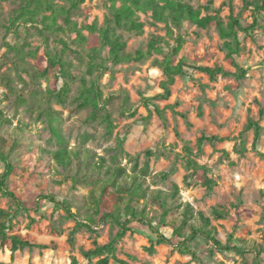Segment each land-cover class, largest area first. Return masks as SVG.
<instances>
[{"label": "rangeland", "instance_id": "1", "mask_svg": "<svg viewBox=\"0 0 264 264\" xmlns=\"http://www.w3.org/2000/svg\"><path fill=\"white\" fill-rule=\"evenodd\" d=\"M185 2L194 8L206 5V0ZM243 2L231 0L229 5L227 0H214L213 10L207 14L212 15L214 10L220 9V17L224 21L232 13L234 17L240 16L243 25L248 26L252 22L251 13L243 10ZM58 3L67 6L64 1ZM13 7L10 3L0 1V24ZM106 10L107 0H85L73 15V21L81 26L93 22L101 26ZM202 14L205 12L202 11ZM139 20L144 26L142 35L120 32L126 43L125 51L130 54L138 49L144 51L149 40L158 37L163 40L159 45L162 54L153 53L141 62L110 67L99 82L102 100L106 99L107 103L105 109L96 112L94 117L91 116V108L78 106L79 79L90 78L86 75V60L81 61L70 53L64 57L70 63V73L75 80L68 81L69 91L65 102L60 104L47 94L49 82L57 76L56 88L62 86L57 68L50 70L46 79L32 77L37 72L33 54H36V58L44 56L41 39L33 30L22 31L15 36L6 34L0 28V111L10 120V125L0 127V143L5 152L9 151L14 165L8 186L27 208V212L19 213L15 218L12 232L48 247L24 249L14 254L8 248L0 247V264H88L80 250L93 248V241L99 245L106 244L117 230L109 224L100 225L95 233L81 229L75 235V247L71 248L67 238L74 222L65 220V213L60 209H42L45 202L41 197L51 196L64 200L71 213L85 214L88 211L89 188L103 178L101 173L84 168L79 171L75 162L67 169L55 164L51 155L60 146L50 133L48 119L43 114L46 108L54 112L57 118L55 125L59 127L69 150H89L94 161L103 157L109 164V157L114 154L119 138L123 150L137 157L139 166L146 161L145 152L151 151L153 154L148 158L150 172L143 180L148 192L169 194L170 187L158 175L167 173L168 178L179 188L177 200L168 199L170 207L178 203L189 204L193 213L202 212L211 219L217 238L222 243L232 234L234 241L242 238L246 246L261 245L264 248V159L251 151L253 132L242 133L249 118L258 121L262 133L257 149L264 153V33L257 28L248 36H241L243 51L237 57V62L247 70L243 81L237 82L229 76L218 77L211 82L205 74L193 70H187V77H176L170 88V98L167 101H154L160 109L165 108L167 124L163 126L154 113L148 117L141 100L161 92L159 84L163 76L153 65V60H161L168 55L176 46L177 36H181L184 42L175 62L182 60L202 67L222 66L230 73L234 69L224 59L222 40L213 26L201 30L184 22L176 28L170 22L167 25L154 22L149 13L139 14ZM69 37L61 35L72 45L74 36ZM4 41L17 46L26 44L22 61L16 60L13 52H6ZM49 49L59 50L60 46L50 40ZM41 66L46 67L45 60ZM8 84L13 91L8 89ZM167 106H172L177 114H173ZM123 108L135 111V116H121ZM105 115L109 116L113 125L111 134H108L107 124L103 120ZM241 133L247 149L243 156L233 151ZM203 134L224 138L214 146L205 145L202 154L192 157L209 170L208 176L215 183L211 192L203 185L201 173L185 169L183 147L187 145L196 154L195 141ZM223 151L227 153V158L223 157ZM117 161L130 173L131 163L123 155H117ZM2 172L3 165L0 163ZM146 208L148 217L154 219L155 225L161 209L150 198ZM0 209L13 210L12 203L1 195ZM212 209L223 212L225 217L215 219ZM181 212V207L174 209L168 214L167 220L178 223ZM133 229L117 244L116 256L119 259L129 264H198L189 256L171 252L165 245L155 246V252L149 254L146 251L149 247V232L139 226ZM161 232L166 236L171 234L170 230L161 229ZM193 248L204 264H240L242 261L235 254H215L212 259H208L209 246L205 242L193 243ZM251 258V254L245 256L248 263ZM260 258L261 264H264V253ZM95 262L96 259H93L91 264Z\"/></svg>", "mask_w": 264, "mask_h": 264}, {"label": "trees", "instance_id": "2", "mask_svg": "<svg viewBox=\"0 0 264 264\" xmlns=\"http://www.w3.org/2000/svg\"><path fill=\"white\" fill-rule=\"evenodd\" d=\"M7 2L14 7L9 11L7 17L2 20L0 28L6 34L12 33L15 36L20 33L33 30L41 39L44 46L43 58H36L33 54L37 72L32 76L33 79L47 77L49 71L56 69L62 86L56 88L57 78L49 82L47 94L54 97L57 102L63 104L69 91L68 81H74L75 78L70 73V63L64 60V57L70 53L81 59L86 60V75L90 78H80L78 103L79 108H91V116L96 112L104 110L107 103L106 99L102 100L99 82L103 74L107 73L110 67L129 62H141L153 53L162 54L159 45L163 42L161 38H152L145 46V50H136L133 54L127 53L126 43L120 32L124 31L129 34L142 35L143 23L139 20V14H150L151 19L156 23L173 24L179 28L184 22H188L198 29L206 30L213 26L219 38L222 40V50L224 59L227 64L234 69L233 73L227 72L222 66L202 67L196 64H187L182 60L175 62V58L180 52L183 45V38L177 36L176 46L173 47L168 55L161 60H153V65L158 68L163 76L159 84L160 93L153 97H143L141 104L146 110L148 117L154 113L166 126L167 119L165 108L160 109L154 101H167L170 98V88L174 84L176 77H187V70H193L205 74L211 82L218 77H233L235 81L241 82L246 78L247 70L238 62L237 57L243 51L241 45V36H248L250 32L259 28L264 33V0H244L243 10L251 13L252 22L244 26L240 16L234 17L230 13L227 21L220 17V9L214 10L215 13L210 15L207 12L213 10L214 0H206V5L202 8H194L185 0H107V10L101 26L96 22L81 26L73 21V15L80 9L85 0H0ZM58 1H64L67 6L60 5ZM229 5L231 0H227ZM202 11L205 14H202ZM61 21V24H59ZM261 22V23H260ZM84 32L86 34H84ZM61 35L68 37L73 35L71 44L66 42ZM70 38V37H69ZM59 45V50L50 51L49 42ZM25 43L20 45H10L3 42L6 52H13L16 60L22 61L23 50L27 49ZM46 61V67L42 68V61ZM16 66V65H15ZM10 91L13 88L7 85ZM127 97H124L126 101ZM173 114H177L172 106H167ZM42 112V111H41ZM40 112V113H41ZM50 108L43 112L48 119V127L53 138L60 146L58 150L52 153L51 158L61 168L67 169L72 162H75L79 171L83 168L87 171L101 173L103 178L94 182L89 188L87 196L88 211L83 214L71 213L70 207L64 200H57L51 196H42L45 207H54L65 213V220L74 222V227L68 234V244L71 248L75 247V235L81 229H86L95 233V229L102 224H109L117 228L106 244L99 245L93 241V248L89 250H80L81 256L87 260L88 264L96 259L95 264H129L116 256L117 244L128 232L134 231V226L145 228L149 232V247L146 251L149 254L155 252L154 247L165 245L170 248L171 252L179 255L189 256L191 260L198 264H204V261L198 257L193 243L205 242L209 249L207 258L212 259L215 254H235L242 258L240 264H261V255L264 248L261 245L246 246L244 239L233 240L232 234L225 243L217 238L216 228L211 224V219L202 212L193 213L189 204H174L171 207L168 199L177 200L178 186L168 178L167 173L158 174L159 177L170 187L169 194H163L160 191L148 192L143 186V180L149 175L150 166L148 158L152 156L151 151L145 152L146 161L139 166L137 157H132L122 148V140L117 139V147L113 150V155L109 157L111 163H107L103 157H98L96 161L90 157L89 150H69L66 142L61 135L60 129L55 125L57 118L53 115ZM121 116L132 118L135 111L121 109ZM147 117V118H148ZM183 118H185L183 116ZM107 124L108 134L112 133L113 125L108 115L103 118ZM120 119L118 118L117 121ZM10 125V120L5 118L0 111V127ZM253 132V141L251 151L264 159V153L258 151V143L262 133V127L258 121L249 118L246 122L242 133L246 131ZM242 133L237 137L239 142L233 147V151L243 156L246 152L245 141ZM224 138L218 136L201 135L195 141L196 154L186 145L183 147L186 155L185 169L193 173H201L203 176V185L211 192L215 183L208 176V169L198 164L192 157L202 154L205 145L214 146L220 143ZM13 145L12 147H14ZM223 157L227 158V153L222 152ZM123 157L131 163L130 173L120 166L117 161V155ZM0 163L3 165V172L0 173V195L7 198L13 205V210L4 211L0 209V247H6L14 254L24 249H47L42 244H37L28 240L27 236H22L18 232H12L14 220L19 213L27 212L18 197L9 186V178L13 174L14 165L10 160L9 151L5 152L2 143H0ZM151 199L161 212L157 216V223L154 225V219L148 217L146 204ZM181 219L178 223L168 221L167 216L174 209L180 208ZM39 209V207H38ZM38 209L36 211H38ZM215 219H223L225 214L219 210L211 211ZM161 229L170 230V236H166ZM187 231H184L186 230ZM236 242L240 244H236ZM247 254H251V262L245 259ZM75 263V260H73Z\"/></svg>", "mask_w": 264, "mask_h": 264}]
</instances>
